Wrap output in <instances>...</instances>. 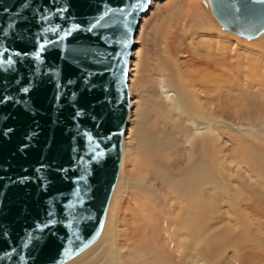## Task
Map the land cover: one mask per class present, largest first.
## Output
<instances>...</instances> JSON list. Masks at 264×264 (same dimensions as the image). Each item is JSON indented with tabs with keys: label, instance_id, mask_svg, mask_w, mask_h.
I'll list each match as a JSON object with an SVG mask.
<instances>
[{
	"label": "water",
	"instance_id": "1",
	"mask_svg": "<svg viewBox=\"0 0 264 264\" xmlns=\"http://www.w3.org/2000/svg\"><path fill=\"white\" fill-rule=\"evenodd\" d=\"M149 0H0V264H58L98 233ZM243 36L264 0H209Z\"/></svg>",
	"mask_w": 264,
	"mask_h": 264
},
{
	"label": "bare ground",
	"instance_id": "2",
	"mask_svg": "<svg viewBox=\"0 0 264 264\" xmlns=\"http://www.w3.org/2000/svg\"><path fill=\"white\" fill-rule=\"evenodd\" d=\"M191 13L196 17L186 23ZM203 13L201 0H184L174 8L170 20L161 23V53L153 59L157 78L141 105L138 121L144 130L135 160L143 175L126 182L122 179L124 145L121 153L129 110L125 80V123L100 229L58 264H209L220 259L224 250L237 252V248L241 253L264 256L263 236L234 214L264 207V65L257 69L261 58H252L238 76L237 67L230 64L236 53L231 55L220 41L210 40L207 26L211 23ZM184 22L188 41L184 56L176 61L166 49L177 23L183 27ZM218 23L244 39L264 31L263 27L254 35L243 36ZM234 89L237 100L230 97ZM225 114L234 116L239 124L226 122ZM227 143L235 152L229 159ZM148 174L163 195L164 206L146 183ZM225 211L233 214L230 221L236 231L228 226L212 231L214 224L223 222Z\"/></svg>",
	"mask_w": 264,
	"mask_h": 264
},
{
	"label": "rangeland",
	"instance_id": "3",
	"mask_svg": "<svg viewBox=\"0 0 264 264\" xmlns=\"http://www.w3.org/2000/svg\"><path fill=\"white\" fill-rule=\"evenodd\" d=\"M207 1L208 0L205 1L201 0V7L203 8V11L205 13V15L203 13L204 17H206L207 21L210 20V22H208L209 24L211 23L210 25L207 26L208 28L207 31L209 32L208 34H210L209 35L210 40L214 42L220 41L231 55L233 53H236V55L235 54L233 55L234 57L235 56L238 57L235 58L233 57V60L236 61L237 59L238 62L235 63L234 61H232V63L230 62V64L231 66L234 65L237 67L238 70L236 72H238L237 73L238 76L241 68L245 67L249 61L252 62V58L254 59L258 57L261 58V60L258 61V64L259 63L260 64L259 65L256 64L257 65L256 68L261 69L260 66L264 65V60H263L264 31L255 38L244 39L237 36L234 33L224 30L219 25L215 16L212 14L210 10L209 2ZM183 2L184 0H151L146 10L142 12V14L140 15L137 21V26L134 34L135 40L131 46L132 51L131 54L129 55V64L126 74L127 90L129 97V110L126 118V123L124 122L125 127L123 125L124 130L122 128L123 136L121 142V153H122L123 145L126 150L124 170L122 173V179L124 182H126L127 179L135 177L137 175H143L138 162L135 160L136 158L135 151L138 147L139 138L143 134V130H144V127H141L142 125L138 124L140 118L139 114L141 113V109H142L141 105L148 91L151 90L152 87L151 83H153V81L157 78V75L154 70L153 59L155 58L156 55L161 53L162 42L160 41V39H158L160 36L159 32L162 29L161 26H163L161 23L166 22V20H170L168 18L172 14L174 8L182 4ZM193 16L196 17L193 13L189 14L185 22L187 23L188 21L191 22L192 20H194ZM185 22L183 27L181 23H177V25H179L177 26L178 29H176V31L173 32L171 36H169V44H168L169 49L167 48L168 50L166 49V52L168 56H170L172 59L174 58L173 60L176 61H180L182 59V56H184L182 50H184L183 48L184 45L186 44L187 38L185 37V35L187 34L185 33H187V30L183 31L182 28H184L186 24ZM199 25L202 24L200 23ZM196 39L198 40L199 37L196 36L195 41H197ZM245 55L248 56V58H246V60L248 59L247 62L245 61V57H246ZM231 96H233L235 100L238 99L235 89L233 90V93L230 95V97ZM224 119L226 122L233 123L234 125L239 124L238 120L235 119L234 116H231L229 114H225ZM227 148H230L227 151V154H229L227 155V158L229 159V157H231L233 154L235 156V152L234 150H232L231 145L229 143H227ZM231 160L234 162L236 161V158L233 157L231 158ZM233 166L234 163L231 164V167ZM241 172L244 171L241 170ZM145 181L148 185L150 186L152 185L151 187L156 192L159 201L162 202L164 206L165 199L161 194V192L159 191L156 182L153 180V177H151L150 174L145 175ZM260 208L261 207L257 205V207H254V209L250 210L251 212L250 211L247 212V210H245L247 213L244 211H240V213L235 212L234 214L239 216L243 224L244 222L246 223V220L249 221V223L247 222V224H252L251 227L252 230L257 231V234L262 235L264 238V207L261 209L262 211L259 210ZM258 210L259 213L257 214ZM230 213L226 211L222 212L224 219L223 222L214 224L212 226V231H215L218 227L221 226H228L233 230H235L236 228L234 229L232 221H230L233 220L231 218L232 217L231 215L233 214ZM245 253L239 252L238 248H237V252H234L231 249L230 250L226 249L224 250L222 257H220V259L218 260L214 259L209 261L210 263L209 262L208 263L216 264V262H218L219 264H264V256H259L258 254H252V253L250 254H245Z\"/></svg>",
	"mask_w": 264,
	"mask_h": 264
}]
</instances>
